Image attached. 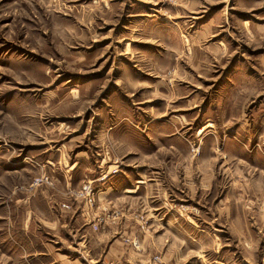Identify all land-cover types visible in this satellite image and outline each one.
I'll list each match as a JSON object with an SVG mask.
<instances>
[{
	"label": "rangeland",
	"instance_id": "1",
	"mask_svg": "<svg viewBox=\"0 0 264 264\" xmlns=\"http://www.w3.org/2000/svg\"><path fill=\"white\" fill-rule=\"evenodd\" d=\"M0 264H264V0H0Z\"/></svg>",
	"mask_w": 264,
	"mask_h": 264
},
{
	"label": "built area",
	"instance_id": "2",
	"mask_svg": "<svg viewBox=\"0 0 264 264\" xmlns=\"http://www.w3.org/2000/svg\"><path fill=\"white\" fill-rule=\"evenodd\" d=\"M53 185L54 182L52 181V177L48 175H42L34 180V183L31 186V188L40 187V186H53ZM75 199L81 200V202H83L85 208L84 213L86 214L85 216L91 217L96 205V192L94 189L93 182L91 181L86 182L83 185V187L79 190V192L75 193ZM62 207L64 209H70V206L68 205H63ZM100 221L101 219H99V222ZM99 222L93 223V227L95 230H98Z\"/></svg>",
	"mask_w": 264,
	"mask_h": 264
},
{
	"label": "bare ground",
	"instance_id": "3",
	"mask_svg": "<svg viewBox=\"0 0 264 264\" xmlns=\"http://www.w3.org/2000/svg\"><path fill=\"white\" fill-rule=\"evenodd\" d=\"M206 129V128H205Z\"/></svg>",
	"mask_w": 264,
	"mask_h": 264
}]
</instances>
